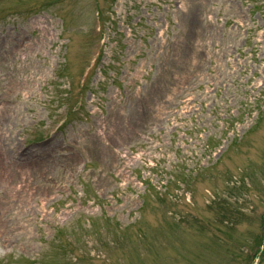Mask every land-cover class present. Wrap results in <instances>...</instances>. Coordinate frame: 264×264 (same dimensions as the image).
Masks as SVG:
<instances>
[{"label":"rangeland","instance_id":"obj_1","mask_svg":"<svg viewBox=\"0 0 264 264\" xmlns=\"http://www.w3.org/2000/svg\"><path fill=\"white\" fill-rule=\"evenodd\" d=\"M262 241L264 0H0V264Z\"/></svg>","mask_w":264,"mask_h":264},{"label":"trees","instance_id":"obj_2","mask_svg":"<svg viewBox=\"0 0 264 264\" xmlns=\"http://www.w3.org/2000/svg\"><path fill=\"white\" fill-rule=\"evenodd\" d=\"M159 196V195H158Z\"/></svg>","mask_w":264,"mask_h":264}]
</instances>
